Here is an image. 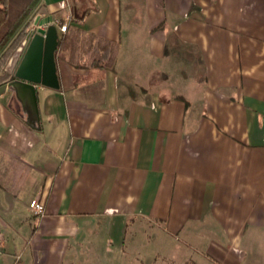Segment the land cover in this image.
Instances as JSON below:
<instances>
[{"label": "crops", "instance_id": "crops-1", "mask_svg": "<svg viewBox=\"0 0 264 264\" xmlns=\"http://www.w3.org/2000/svg\"><path fill=\"white\" fill-rule=\"evenodd\" d=\"M67 14L120 43L117 67L56 53L40 129L9 74L0 86V162L29 167L0 210L35 219L22 244L0 214V264H64L91 231L141 249L126 235L143 223L179 241L176 263L264 264V0H41L34 18ZM126 43L145 44L147 71L122 66Z\"/></svg>", "mask_w": 264, "mask_h": 264}, {"label": "trees", "instance_id": "trees-1", "mask_svg": "<svg viewBox=\"0 0 264 264\" xmlns=\"http://www.w3.org/2000/svg\"><path fill=\"white\" fill-rule=\"evenodd\" d=\"M41 0H0V86L5 85L9 75L5 65L27 33L30 21L35 17ZM120 43L99 37L92 32L82 31L75 25H68L59 38L57 55L75 65L102 66L116 70ZM81 56L83 61L81 62ZM9 80V79H8ZM29 167L17 158L0 162V186L17 194ZM125 244L122 251L125 252ZM126 253V252H125ZM143 262V261H141ZM150 264H179L161 254ZM184 264H195L187 261Z\"/></svg>", "mask_w": 264, "mask_h": 264}, {"label": "rangeland", "instance_id": "rangeland-1", "mask_svg": "<svg viewBox=\"0 0 264 264\" xmlns=\"http://www.w3.org/2000/svg\"><path fill=\"white\" fill-rule=\"evenodd\" d=\"M139 46V49H133V44H125L121 55L122 66L126 64V67H130L132 71L134 69V64H136L137 61H141L142 71L148 70L147 66H150L147 63L150 59L147 60L148 54L144 50L145 44L141 43ZM133 53L139 57L138 60L132 59ZM144 66L147 69L144 68ZM172 68L174 70L177 68L183 69L182 66H172ZM128 82L131 81L129 80ZM181 92H185L184 89ZM22 197L23 194H20L19 198ZM2 206L0 214L11 224V233L7 234V239L9 238L13 240V237H15L16 240L21 241L22 244H26L30 238L32 229L31 226L35 223V219L30 214H28L27 217H24V219H21L16 217V215H13L15 213H10L8 211V204L2 203ZM137 228L139 232L134 235V239L131 238L132 234H134L130 231L132 230V227L127 230L126 241L128 244L134 243L135 245H139V247L142 244L140 247L141 249L134 250L131 248L132 245L130 246L125 243V248H127L125 253L122 251V248H120L123 244L121 241L117 240L114 235L111 238L115 243L111 245L108 238L104 234V231L101 233L98 231H91L87 238L83 240L81 246H79L76 250H73L71 256L66 258L64 264H150L157 256L156 253L160 252L161 255L168 258L167 255H171L172 253L174 254L176 251V244L179 246V241L177 239L165 236L163 231L154 227L151 228L148 223H143L137 226ZM12 246V249H14V243Z\"/></svg>", "mask_w": 264, "mask_h": 264}, {"label": "water", "instance_id": "water-1", "mask_svg": "<svg viewBox=\"0 0 264 264\" xmlns=\"http://www.w3.org/2000/svg\"><path fill=\"white\" fill-rule=\"evenodd\" d=\"M37 19L39 23L50 21ZM59 43L57 26L51 24L46 30L26 33L25 37L9 57L4 71L10 75L8 85L16 96L27 100V123L40 129L37 85L59 88L56 51Z\"/></svg>", "mask_w": 264, "mask_h": 264}, {"label": "built area", "instance_id": "built-area-1", "mask_svg": "<svg viewBox=\"0 0 264 264\" xmlns=\"http://www.w3.org/2000/svg\"><path fill=\"white\" fill-rule=\"evenodd\" d=\"M63 6L65 7V5ZM70 20H71L70 14H67L64 19L51 18L50 21L43 22L42 24L39 23L37 19L33 18L27 27V33L28 32L35 33L38 32L40 29L46 30L51 24H54L57 26L59 34H62L67 31V27L69 25ZM30 208L32 212L39 217L45 214V205L42 202H40L38 199H34L31 201ZM2 251H3V236L0 231V254L2 253ZM20 259L21 256L16 255L12 264H19Z\"/></svg>", "mask_w": 264, "mask_h": 264}]
</instances>
